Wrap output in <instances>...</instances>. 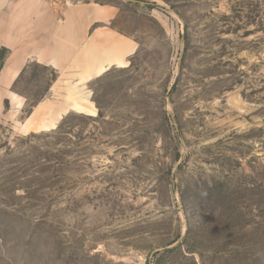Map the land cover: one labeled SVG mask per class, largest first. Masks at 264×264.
Segmentation results:
<instances>
[{"label":"rangeland","instance_id":"rangeland-1","mask_svg":"<svg viewBox=\"0 0 264 264\" xmlns=\"http://www.w3.org/2000/svg\"><path fill=\"white\" fill-rule=\"evenodd\" d=\"M46 1L108 10L95 27L134 51L55 129L23 125L75 84L51 99L58 74L36 63L15 83L0 264H264V0Z\"/></svg>","mask_w":264,"mask_h":264},{"label":"crops","instance_id":"crops-1","mask_svg":"<svg viewBox=\"0 0 264 264\" xmlns=\"http://www.w3.org/2000/svg\"><path fill=\"white\" fill-rule=\"evenodd\" d=\"M110 14L89 8L59 14L46 0H0V52L6 50L0 70V107L6 101L15 109L24 107L25 101L17 100L11 91L28 65L51 68L58 74L49 91L51 99L67 92L70 84L75 86L49 116L39 104L23 128L42 130L47 125V129H55L66 113L75 111L71 98L88 99L83 87L113 67H124L134 51L132 44L109 28L95 27L108 21Z\"/></svg>","mask_w":264,"mask_h":264},{"label":"bare ground","instance_id":"bare-ground-1","mask_svg":"<svg viewBox=\"0 0 264 264\" xmlns=\"http://www.w3.org/2000/svg\"><path fill=\"white\" fill-rule=\"evenodd\" d=\"M75 98H76V96H75ZM75 98H71V99H73V101H74V104L71 106L72 108H74V109H81V110H85V111H87V109L83 106V104L80 102H77V99H75ZM83 99L84 100H86L87 101V98L85 97V96H82L81 97V100L83 101ZM59 117V116H58ZM57 117V118H58Z\"/></svg>","mask_w":264,"mask_h":264},{"label":"trees","instance_id":"trees-1","mask_svg":"<svg viewBox=\"0 0 264 264\" xmlns=\"http://www.w3.org/2000/svg\"><path fill=\"white\" fill-rule=\"evenodd\" d=\"M6 52V50H2L1 52H0V66L2 67V63H3V60H4V55H3V53H5ZM30 65H28L27 67H26V69L29 67ZM44 68H47V67H44ZM25 69V70H26ZM24 70V71H25Z\"/></svg>","mask_w":264,"mask_h":264}]
</instances>
